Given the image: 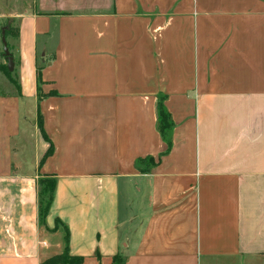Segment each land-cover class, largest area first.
Listing matches in <instances>:
<instances>
[{
	"label": "crops",
	"instance_id": "obj_1",
	"mask_svg": "<svg viewBox=\"0 0 264 264\" xmlns=\"http://www.w3.org/2000/svg\"><path fill=\"white\" fill-rule=\"evenodd\" d=\"M22 1L0 15V264H42L65 227L80 264H264V0Z\"/></svg>",
	"mask_w": 264,
	"mask_h": 264
},
{
	"label": "trees",
	"instance_id": "obj_2",
	"mask_svg": "<svg viewBox=\"0 0 264 264\" xmlns=\"http://www.w3.org/2000/svg\"><path fill=\"white\" fill-rule=\"evenodd\" d=\"M12 28L8 25L4 26L5 35L9 33ZM2 54V50L0 52ZM1 70L7 74L9 78L10 72L8 71L7 65L3 64L0 66ZM157 111V128L161 135V137L167 141L168 148L170 147V139L169 133L172 128V121L170 118L169 113L167 112L164 104H163V97L159 96L156 105ZM38 128L44 140H46L49 144L47 150L43 154L39 166L43 163V161L52 154L53 152V145L49 138L47 137L42 124V119L39 116L37 119ZM141 161H152L151 158L141 159ZM55 179L54 177L50 176H42L37 181V213H38V222L40 224H45V218L48 214L49 208L51 206L53 200V194L55 189ZM58 221L55 219V223ZM65 247L63 251L59 254H55L47 259H45L42 264H80L82 258L79 256H73L69 254L68 251V231L65 227V235H64ZM112 264H123V258L119 255L113 256V263Z\"/></svg>",
	"mask_w": 264,
	"mask_h": 264
},
{
	"label": "rangeland",
	"instance_id": "obj_3",
	"mask_svg": "<svg viewBox=\"0 0 264 264\" xmlns=\"http://www.w3.org/2000/svg\"><path fill=\"white\" fill-rule=\"evenodd\" d=\"M24 4L25 2L22 0H0V15L4 19L6 15L14 13L16 9H22Z\"/></svg>",
	"mask_w": 264,
	"mask_h": 264
},
{
	"label": "water",
	"instance_id": "obj_4",
	"mask_svg": "<svg viewBox=\"0 0 264 264\" xmlns=\"http://www.w3.org/2000/svg\"><path fill=\"white\" fill-rule=\"evenodd\" d=\"M1 44H2L3 55L5 56V58L7 60V68H8V70H12V68H13V60H12V55L9 52V48L7 46V41H6V38H5V30H4V28L1 30Z\"/></svg>",
	"mask_w": 264,
	"mask_h": 264
}]
</instances>
